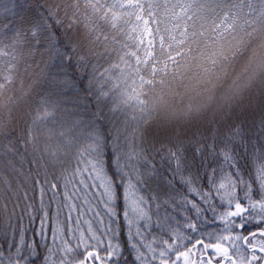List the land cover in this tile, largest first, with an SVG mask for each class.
<instances>
[{
	"label": "snow or ice",
	"instance_id": "6c2138e0",
	"mask_svg": "<svg viewBox=\"0 0 264 264\" xmlns=\"http://www.w3.org/2000/svg\"><path fill=\"white\" fill-rule=\"evenodd\" d=\"M36 45L48 55L45 66L63 72L65 91L75 79L69 68L90 69L85 92L107 113L68 121L43 100L22 116L32 86L25 90L21 67ZM255 87L264 91V0H50L36 8L30 0H0V156L32 157L27 162L36 169L39 234L50 239L41 255L40 244L26 243L21 233L14 254L0 251V264H36L37 258L42 264H128L125 248L132 264H264V117L253 134L257 125L248 126L243 114L245 95ZM72 103L90 101L86 95ZM196 122L191 136L177 132L178 125ZM146 145L165 153L173 175L200 200L218 201L212 211L221 209L215 218L223 227L207 233V241L196 237L186 245L191 236L169 229V239L158 243L141 231L152 227V205L161 206L157 195L142 194L156 176ZM201 171L208 191L193 187ZM77 177L85 188L100 190L110 217L123 199L127 241L112 228L85 234L79 221L76 228L56 222L45 232L52 214L44 197L51 192L56 202L62 194L71 222L78 210L73 198L81 191ZM184 200L199 219L200 204ZM60 211L57 203L56 215ZM252 223L257 228L248 227Z\"/></svg>",
	"mask_w": 264,
	"mask_h": 264
},
{
	"label": "trees",
	"instance_id": "16d2710c",
	"mask_svg": "<svg viewBox=\"0 0 264 264\" xmlns=\"http://www.w3.org/2000/svg\"><path fill=\"white\" fill-rule=\"evenodd\" d=\"M33 7L36 8L40 4H46L50 0H30ZM35 15L30 16V19L34 20ZM23 27L26 29L30 27V24L25 23ZM36 51L32 56H25L26 63H22L20 78L24 81V88L28 90V86L31 85V91L27 98V104L24 106L23 111L20 113L22 116L29 108L34 109L38 104L47 100L50 103L56 104L57 117L59 119H67L68 121L83 120L90 121L92 119V113L97 110L103 109L107 113V108L104 107L103 102L97 105L92 94H86L85 89L88 85L87 73L89 70H83L77 72L75 67L67 70L68 77L75 76L73 80V86L70 90L65 91L63 86L59 83L64 79V74L59 69L46 67L48 61V55L44 48L39 45L35 46ZM43 53V55H41ZM30 65V67H28ZM39 65V67H37ZM28 67V71L23 69ZM58 74V75H57ZM239 69H237V75ZM231 85V80L223 84V88L227 89ZM19 87V84L17 85ZM258 87H255L256 89ZM93 93L95 88H93ZM183 90H181L182 92ZM87 95L90 103L85 105L80 103L75 105L72 101L77 96H80L81 100ZM184 103H189L188 98H184ZM261 114H260V113ZM257 116L254 118L247 117V125L250 126L255 122L257 127L253 129V134L259 131V121L261 117H264V108L260 110ZM111 118V114H109ZM27 118V117H25ZM250 121V122H248ZM107 123V121H105ZM180 133L183 136H191L196 131V128L200 126L199 122L183 125L181 124ZM188 127V128H186ZM148 149V157L151 161V165L155 166L156 176L154 182L150 188H143L142 194L145 196L157 195L161 206L157 209L155 204L152 205V227L151 229L141 228V231L145 233L147 239L150 241L152 237L158 239H169V229H179V231L191 236L192 240L185 241L186 245L194 243L196 237H200L207 241V233L216 232L223 225L215 217L219 215L221 209H217L216 213H213L212 206L217 204L218 201L213 199L207 203L200 200L199 196L194 195L187 185L181 183L178 175L174 176V165L169 164L165 153L152 150L150 146L146 145ZM23 153V149H21ZM190 155V153H189ZM30 155L25 156L23 162L20 156H0V251L5 255L9 253H15V247L20 246V234L23 233L26 243H39L40 248L38 251L41 255L45 254V249L50 244V239L42 240L40 236V219L35 209L40 207V201L38 196H34L33 191V178L36 174V169L32 167L27 161L31 160ZM11 160V163L9 161ZM195 172V169H193ZM184 175H188L187 172ZM199 180L193 184V187L200 191H208L206 181L203 179V171L199 174ZM168 180L172 181V184H168ZM77 186L81 188V191L77 193V196L73 198V202L78 206V210L71 213V222L67 220L69 215L68 209L63 207V195H58L56 202H51V192L44 197V203L47 210L52 214L45 226V232L47 233L48 227L54 226L56 222H61V225H67L71 228H76V221H79V230L88 233L89 228L97 235H102L107 232L109 228L116 229L120 235L117 237L122 243L127 241L128 229L123 219V199H118L114 208L115 215L110 217L109 207L103 201V197L99 194L100 190L97 188H85L79 184V177L74 181ZM63 184V181H60ZM91 184V181H87ZM72 185H69V189ZM122 191V190H121ZM62 192V189H61ZM27 196V199L25 198ZM187 196L189 200H195L201 206V214L199 219L196 218L195 210L192 209L191 204H186L184 197ZM164 200H169L170 205L163 204ZM57 203L61 205V211L59 215L57 213ZM32 205V209L28 208V205ZM158 213V215H157ZM35 217V218H33ZM54 217V219H53ZM167 217V219H165ZM186 217L194 221L198 226V231L192 232L185 225L187 223ZM160 222L163 227L157 228L156 224ZM141 225L143 221L140 222ZM248 227L257 228L255 223L250 224ZM136 225L133 224L132 232L135 235ZM234 231L241 232L245 229H235ZM79 235V232H77ZM112 234L108 233L107 238H111ZM115 242V241H114ZM11 246V247H10ZM157 245H154V247ZM162 246V245H160ZM202 247V246H201ZM131 250L125 248L124 255L128 257V264H132V257L128 256ZM151 259V256H149ZM28 264H32L29 260ZM36 264H42V261L37 258ZM120 264H125L124 260L120 261ZM153 264H159L158 261H153Z\"/></svg>",
	"mask_w": 264,
	"mask_h": 264
},
{
	"label": "rangeland",
	"instance_id": "374dc122",
	"mask_svg": "<svg viewBox=\"0 0 264 264\" xmlns=\"http://www.w3.org/2000/svg\"><path fill=\"white\" fill-rule=\"evenodd\" d=\"M184 98H188V97H184ZM178 100H179V98H178ZM263 108H264V91H262L260 87H258L256 89L252 88L245 95V100H244V105H243L244 116L245 117L249 116L250 118H254L255 116H257L260 113L259 111L262 110ZM223 119L224 118L221 117V120H223ZM248 122H250V121H248ZM181 126L182 125L177 126V132L178 133H180ZM186 128H188V127H186ZM256 264H260V262H256Z\"/></svg>",
	"mask_w": 264,
	"mask_h": 264
}]
</instances>
